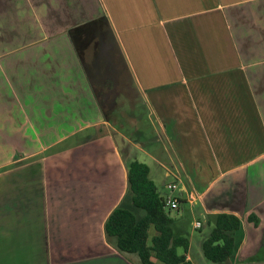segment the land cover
Listing matches in <instances>:
<instances>
[{"label":"crops","instance_id":"crops-1","mask_svg":"<svg viewBox=\"0 0 264 264\" xmlns=\"http://www.w3.org/2000/svg\"><path fill=\"white\" fill-rule=\"evenodd\" d=\"M131 160L192 264L181 219L216 213L241 223L223 262L264 261V0H0V264H138L103 235Z\"/></svg>","mask_w":264,"mask_h":264},{"label":"trees","instance_id":"trees-1","mask_svg":"<svg viewBox=\"0 0 264 264\" xmlns=\"http://www.w3.org/2000/svg\"><path fill=\"white\" fill-rule=\"evenodd\" d=\"M126 193L130 205H116L103 222L105 241L119 253L135 254L138 264H192L185 257L188 240L173 235L172 218L165 210L163 199L148 177L145 163L131 160L126 166ZM254 225L257 219L247 216ZM212 227L201 242L203 257L211 262H223L235 252L240 236L238 217L228 213L210 215ZM238 237V238H237ZM178 248L181 252H178Z\"/></svg>","mask_w":264,"mask_h":264},{"label":"rangeland","instance_id":"rangeland-1","mask_svg":"<svg viewBox=\"0 0 264 264\" xmlns=\"http://www.w3.org/2000/svg\"><path fill=\"white\" fill-rule=\"evenodd\" d=\"M115 50H116V48H114V46H113V50L111 51L112 54H113L112 62H113V64H116V65H115V71L112 70V72L113 73H116L118 75L123 76V79L125 81H123V82L120 81V82H118V84H115L114 81L112 82V84L109 83V82H106L105 83V85L107 84L106 90L112 89L111 91H113V93H114V89L113 88H115V87L116 88L117 87L119 88V86H120L121 89H122V91H123V89L125 87V90H126V92H127L128 95H127L126 99L123 96V100H122L123 104H122V107H125V108L128 107L127 112L129 111V115H128V120L124 123L125 126H122L121 127V130H122V132L126 133L132 140H134L136 138L134 136V119H133L134 117L132 116L133 113L136 110V109L133 108V106H134V98H133V94L132 93H133L134 90H133V87H132V84H131L130 80L128 79V77H126V75L124 73L123 66L121 64V60H120L118 54H116V51ZM118 78H119V76H118ZM111 99L113 100V97ZM111 116L113 118L112 123L115 125L114 118H117V117H116V114H114L113 109H112V115ZM117 122L116 123L119 126V127L117 126V128H120V125H119L120 124V121L117 120ZM170 179H171L170 177L164 178L165 181H170ZM156 186H157V188H158L159 191L163 190L161 188L160 183H157ZM161 193H164V192H161ZM129 209L133 210L136 215H140L142 213L140 209H135L131 205H129ZM165 210L168 212V215L171 218L176 215V211H175L174 208H172V209L165 208ZM193 218H197V217L195 216V217H192L191 218V217L187 216L186 218L183 217V219H181L182 225H183V229L186 230V231H191L192 235H194L193 241L191 242V245H190V254L192 256L193 263L194 264H226V262H223V263L222 262L221 263L211 262V261L206 260L203 257V255L201 253V250H200V244L197 243V241H196L197 238H195V237L201 236V233L208 232L209 229H210L211 224L208 223V225H207L206 222H203L202 223V226L200 228L190 227L189 221L191 219H193ZM178 252H181V249L180 248H178ZM132 255L136 258V255L135 254H132ZM247 261L248 260L243 261L242 264H264V261L261 262L260 259H255V262L253 261L254 263L247 262ZM236 264H239V263H236Z\"/></svg>","mask_w":264,"mask_h":264},{"label":"built area","instance_id":"built-area-1","mask_svg":"<svg viewBox=\"0 0 264 264\" xmlns=\"http://www.w3.org/2000/svg\"><path fill=\"white\" fill-rule=\"evenodd\" d=\"M167 188H174V184H167L166 185ZM163 203H164V207L168 208V209H172V208H176L177 206V201L174 198L171 197H166L163 199ZM200 226L199 221H194L193 222V227L194 228H198Z\"/></svg>","mask_w":264,"mask_h":264}]
</instances>
